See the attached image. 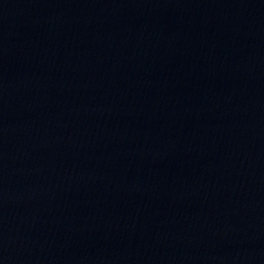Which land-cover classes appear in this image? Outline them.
Returning <instances> with one entry per match:
<instances>
[{
    "label": "water",
    "instance_id": "95a60500",
    "mask_svg": "<svg viewBox=\"0 0 264 264\" xmlns=\"http://www.w3.org/2000/svg\"><path fill=\"white\" fill-rule=\"evenodd\" d=\"M63 0H0V77Z\"/></svg>",
    "mask_w": 264,
    "mask_h": 264
}]
</instances>
